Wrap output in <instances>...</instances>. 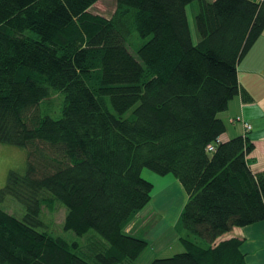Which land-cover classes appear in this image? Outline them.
Here are the masks:
<instances>
[{"label":"trees","instance_id":"1","mask_svg":"<svg viewBox=\"0 0 264 264\" xmlns=\"http://www.w3.org/2000/svg\"><path fill=\"white\" fill-rule=\"evenodd\" d=\"M98 1L0 0V143L27 150L0 188L25 206L22 218L0 208V264H134L148 242L126 228L154 186L142 169L186 195L182 251L148 264H248L223 235L264 220V170L247 163L248 122L223 141L218 114L252 100L237 64L264 30V0H115L107 17L90 12ZM51 91L58 118L40 106ZM55 203L64 230L98 237L40 230Z\"/></svg>","mask_w":264,"mask_h":264},{"label":"rangeland","instance_id":"2","mask_svg":"<svg viewBox=\"0 0 264 264\" xmlns=\"http://www.w3.org/2000/svg\"><path fill=\"white\" fill-rule=\"evenodd\" d=\"M114 5L115 0H99L89 10L91 13L107 17L113 11ZM197 9L198 3L196 1L187 7V16L194 41L197 36L193 29V14ZM32 35L34 34L32 33ZM62 100V93L51 91L48 99L44 101L45 103L40 105L44 111L43 113L58 118L61 115ZM129 113L130 111L126 112L125 116H128ZM26 160L27 150L24 147L0 143V188L5 184L10 170L23 172ZM141 176L151 181L154 186L150 194V200L139 210L135 219L126 228L130 234L143 237L148 242L134 264H148L151 256L160 252L161 249L167 248L168 242L171 245V251H174L177 245H181L179 244L180 240L175 225L185 201L184 192L181 193L182 189L178 188L176 184H165L166 177H161L148 169H142ZM167 177L171 176L167 175ZM168 189L170 191L165 193ZM0 208L17 218H22L25 213V206L12 196H7L0 202ZM65 212V207L59 203H55L52 210L43 206L41 218L44 227L40 230H47L68 242H77L81 245L85 243V238L89 234L98 237L93 230L81 237L75 235L71 230H64L62 224Z\"/></svg>","mask_w":264,"mask_h":264},{"label":"crops","instance_id":"3","mask_svg":"<svg viewBox=\"0 0 264 264\" xmlns=\"http://www.w3.org/2000/svg\"><path fill=\"white\" fill-rule=\"evenodd\" d=\"M237 78L252 100L243 102L241 97L236 95L229 101L226 110L218 114L226 126L221 139L226 141L245 133L241 123L234 120L236 117L248 122L251 129L246 136L252 141L254 148L246 158L252 172L257 173L264 170V30L237 64ZM165 177V184H176L180 188L175 178ZM223 237L240 239L239 250L243 253L248 264H264V220L243 227H234ZM166 246L167 248H163L151 256V260L182 251L181 245H177L174 251H171L169 242Z\"/></svg>","mask_w":264,"mask_h":264},{"label":"built area","instance_id":"4","mask_svg":"<svg viewBox=\"0 0 264 264\" xmlns=\"http://www.w3.org/2000/svg\"><path fill=\"white\" fill-rule=\"evenodd\" d=\"M244 127H245L246 130H249V129L251 128V125L248 124V123H244ZM208 148H209V149H212L211 146H209Z\"/></svg>","mask_w":264,"mask_h":264}]
</instances>
